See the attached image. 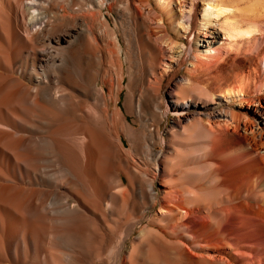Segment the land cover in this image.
<instances>
[{"label":"bare ground","instance_id":"1","mask_svg":"<svg viewBox=\"0 0 264 264\" xmlns=\"http://www.w3.org/2000/svg\"><path fill=\"white\" fill-rule=\"evenodd\" d=\"M238 1L223 0L218 9L207 3L200 10L194 0H177L175 11L174 0H0V264H131L133 253L125 258L122 249L135 225L120 239L117 209L129 192L146 210L158 208L156 222L166 223L161 230L141 229L134 248L155 236L196 251L206 264H264V153L257 151L264 149V84L251 100L244 98L248 81L225 93L226 82L212 87L225 77L230 49L264 51V13L242 10ZM221 31L225 43L214 47ZM106 46L117 62L107 77L100 73ZM123 54L138 60L146 77L152 76L146 57L155 56L158 69L174 74L185 66L179 80L171 74L166 84L155 83L160 85L148 107L152 123L155 116H171L170 130L183 139L182 123L188 121L187 140L200 136L207 145L239 134L238 148L225 140L214 158L219 172L212 213L188 198L165 153L153 157L152 176L141 174L138 191L140 179L134 183L120 166L112 130L141 138L149 127L146 119L142 133L124 125L120 107L110 113L120 105ZM240 97L254 121L229 108ZM89 102L99 106L85 112ZM144 103L141 93L125 99L133 124ZM160 131L142 142L150 156L157 142L172 150L176 134L170 133L173 141H160ZM120 173L128 188H122Z\"/></svg>","mask_w":264,"mask_h":264},{"label":"rangeland","instance_id":"2","mask_svg":"<svg viewBox=\"0 0 264 264\" xmlns=\"http://www.w3.org/2000/svg\"><path fill=\"white\" fill-rule=\"evenodd\" d=\"M174 1L176 2L177 0H174ZM178 1H185V0H178ZM186 1H190V0H186ZM221 1H223V0H194V2L197 3L196 6L200 10L203 9L205 7V4H207V3L211 4L213 7L218 9L217 7L221 3ZM150 2L153 3V0H150ZM238 3H239V8H241L242 10L247 9V10H253V12L258 11V12L264 13V0H239ZM171 7L175 11L179 10L177 7V2H176V4L171 5ZM104 13H107V12L104 11ZM107 17L110 20V23L113 24L111 18L108 15H107ZM163 19H164V22L166 23V18L163 17ZM168 30L170 33H172L170 28ZM101 36L105 40L104 44L107 45L106 38L104 37V34H101ZM224 39H225V37L223 36V33L221 31L218 43L216 45H214V47L222 46L225 43V42H223ZM174 40H176V39H174ZM184 41L186 43L185 39H184ZM263 41H264V32H263V38H262L261 45H264ZM228 48H226V50ZM110 49L111 48L109 46L108 47L106 46V50H105L106 60H105L104 66H102L100 68L101 69L100 73L105 75L106 77L109 75V73H111V71L112 72L116 71V65H117L116 58L113 57V55H110V52H111ZM226 50H223V52H222L224 58L227 55V54H225ZM233 50L234 49H230V51H232V53L229 54V57L225 61L223 60L224 63L226 62L225 63L226 65L224 66V68L226 69L225 70L226 72L224 74L225 77H222L221 81L219 83L217 81H212L214 86H212V85H210V86L216 87L217 85L224 84L226 82L223 85V89L221 90L222 93H225V90L229 91L230 88L239 87L242 83L244 84V82L248 81L249 84L245 88L246 89L245 94H248V95L245 96L244 98H246V100H251V98H253L252 96L255 93V87H257L258 85L264 84V51L258 53L256 49H251L253 51H250V52L241 51V54L239 52H238V54H235ZM176 52H178V50ZM111 56L113 58H111ZM146 58H147L148 66L152 65L151 66L152 67L151 68L152 76H148L150 84H149V82H147L145 80L146 76L143 75L144 72H143L142 64L138 60H135L133 57H131V55H125V54L121 55L120 59L122 60V63L124 65L123 66L124 71H125V74H124L125 79L123 82L124 85L122 84L121 90H120V105L116 106V107L115 106L111 107L110 113L113 111H116L114 109H118V107H120V109H122V112L120 111V119L124 125H126V126L130 125V126H132V128L134 127L135 131H141V133L143 131L141 129V125H144L147 122L146 125H147V127L148 126L149 127L147 128V130L143 131V133H142L143 136L141 138H138L137 135H135L134 137H128V135H126L125 133L121 132L118 129L119 127L117 128L116 131L112 130V136L110 137L111 147L114 151L120 152V154H119L120 155V166L124 170H127V175L129 176V178L131 180H133L134 183L137 182V180H136L137 178L140 179V187L136 188L137 191H138V189L143 187V184L141 181V174L144 173V175H147L150 178L152 176L151 172L154 169L153 157L160 152L165 153V156L167 159H169V157H170V159L172 158L171 160L169 159L170 161H168L169 164L174 167L172 170V173H171L172 177H177L180 186L181 187L184 186L185 188H187L189 190L190 194L188 195L189 196L188 198L189 199L191 198L193 200V197H194V200H196L197 202L202 204L203 208L205 209L204 211H206V213H209V212L212 213V209L214 208L213 206H214V203L216 201L215 188H216V184L218 181V174L217 173L219 172V169L217 168L218 165L216 164V160L214 158L217 157L219 155V153L221 154L222 147H223V145H225L224 144L225 140L229 141V142L231 141L233 146L235 145V149L238 148V146L236 145L235 142L238 141L240 136H239V134H236V136H234V137L231 136V137H228L226 139L223 138L222 140L219 141V143L218 142L212 143V144L209 143V145H207L206 141L200 136H197L198 138H194V136H191V138L189 140H187V138L190 137L189 134L191 133L189 128H187L188 127V121L184 120L182 123V131H183L182 137L184 140L180 139V137L177 133H174L173 131L170 130V128L173 124V120H172L171 116L168 120L163 119V118H159V116H155L154 121L152 123L149 120V118L151 116L149 115V111H148L151 96L153 93L156 92L157 87H159V85L161 83H163V84L167 83L169 76H171V74H174V72L172 70H169L168 68H166V69L164 68L166 71H164L162 69L164 72L161 69H158L159 64H158V62H157L158 60L155 56L146 57ZM201 60L205 61L204 58H201ZM164 61L168 62V60H164ZM155 62H156V64H155ZM212 64H214L212 66H215L216 64H221V63L214 62ZM77 67L81 71L85 70V65H81L80 67L79 66H77ZM206 67L207 66H205V68ZM91 68H92V70H91ZM91 68H90V70L93 73V71L95 70V66H93ZM93 68H94V70H93ZM184 68H185V66H182L174 74L176 80H179L182 77V75L184 73ZM162 73L164 74L163 80L161 79L162 77H160L163 75ZM248 75H250V79L247 77ZM226 76H227V78H226ZM148 77H146V78L148 79ZM205 77L206 76H204L202 79H204ZM143 78L145 81L143 80ZM151 79L155 80V81H152ZM159 79L161 80V81H159L160 84L155 85V83L158 82ZM147 84H148V86H147ZM152 85L153 86L155 85V86L153 87ZM148 87H150V89ZM138 93L142 94L143 103L145 102L144 105L145 104L146 105L143 106V114H142L140 120L137 121L136 124H133L134 117L128 115L125 112L123 103H124L125 99H127V98H129L130 100H133L134 97ZM241 99H242V97H240L238 99H236V98L232 99L229 108H231V110L234 111L235 113H237L241 116H246L249 120L254 121L251 118V116L247 115V113H246V112L251 113V111H250L251 109L246 107L245 105L242 106L241 105ZM262 104L264 105V99H262ZM94 106L98 107L99 104H97V106H96L93 102H89L84 107V111L85 112L89 111V108L94 107ZM90 117H92V116H90ZM157 127L161 128V131L159 134L160 138H161L160 141H162V140L163 141H165V140L166 141L167 140L173 141V138H174V141H177V139H178V141L180 140V144L179 143L176 144L173 141L172 150L171 149L169 150V149H165L162 144H157L158 143L157 142L156 144H154V146H152V148L150 150V154H151V156H150L146 152V149L143 147L142 142H143L144 138H147V136L150 137V134L154 133V130ZM167 130L169 133L167 132ZM172 132L174 134H176L178 137L174 134H170ZM242 135H245V134H242ZM172 136H173V138H172ZM146 140L144 142H146ZM210 144H211V146H210ZM245 147L250 148V147H248V145H245ZM173 149H175V150H173ZM257 151H258V154H261V155L264 153V149H261V148L257 149ZM169 154H170V156H169ZM174 154H176V155H174ZM177 156H179V157H177ZM120 181L123 182V184H124V185H122L123 189H125L126 187L128 188L127 178L122 173H120ZM188 185L191 187V189ZM79 187H80V185H79ZM157 189L160 190L161 187L157 186ZM193 190H194V192H193ZM191 192H192V194H191ZM135 193H136V191H135ZM213 199H215V200H213ZM212 200L214 201L213 203H211ZM208 201L212 205L207 204ZM210 205H211V208H210ZM145 208H146V206L144 204V201H141L136 196L134 197L131 192H129V194L127 196H124L123 199L120 198V208H117L118 209V215L120 216V239L124 237V234L129 227H131L132 225H135L132 233L125 240V243H124V246L122 249V256L123 257L126 258L128 256V253H133L131 258H130V256H128L130 258L128 261L131 264H198L199 263L198 261L201 262L203 260V259L201 260V258H198V253L196 251L195 252L197 254H195L194 251H193V253H192V251L190 252L189 250H188L189 252H187V250L185 248H182V247H177V246L171 245V244L167 245L166 243L160 241L155 236H151V237L145 239L143 248H139V247L134 248L132 245L133 241H135L138 238L141 229H143L145 227H149L151 229L153 227H158L160 230L163 228L164 229L166 228V223L164 221H157L156 222V219L158 218L157 214H158V212H160L158 208H155L154 210H146ZM166 246H167V248H166ZM171 246H173V247H171ZM107 248L110 249L111 244L108 243ZM163 248H165V249H163ZM107 254L110 255V256L107 255L108 257H111L110 253H107ZM202 264H206V260L202 261Z\"/></svg>","mask_w":264,"mask_h":264}]
</instances>
